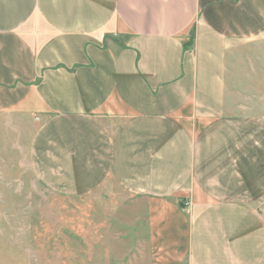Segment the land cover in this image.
<instances>
[{
    "label": "crops",
    "instance_id": "0c3cea01",
    "mask_svg": "<svg viewBox=\"0 0 264 264\" xmlns=\"http://www.w3.org/2000/svg\"><path fill=\"white\" fill-rule=\"evenodd\" d=\"M253 44L264 0H0V113L40 117L46 189L128 200L147 264H264V120L228 74Z\"/></svg>",
    "mask_w": 264,
    "mask_h": 264
},
{
    "label": "rangeland",
    "instance_id": "374dc122",
    "mask_svg": "<svg viewBox=\"0 0 264 264\" xmlns=\"http://www.w3.org/2000/svg\"><path fill=\"white\" fill-rule=\"evenodd\" d=\"M259 45L238 51L228 74L243 83L236 109L264 120ZM39 118L0 113V264H147L145 227L125 197L60 195L35 179L28 145Z\"/></svg>",
    "mask_w": 264,
    "mask_h": 264
}]
</instances>
